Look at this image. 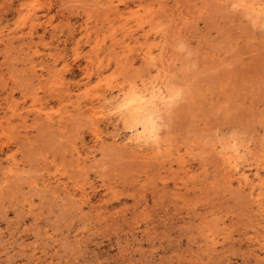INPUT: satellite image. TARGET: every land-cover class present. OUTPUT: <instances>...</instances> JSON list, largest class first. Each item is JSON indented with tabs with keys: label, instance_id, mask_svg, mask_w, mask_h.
Listing matches in <instances>:
<instances>
[{
	"label": "rangeland",
	"instance_id": "374dc122",
	"mask_svg": "<svg viewBox=\"0 0 264 264\" xmlns=\"http://www.w3.org/2000/svg\"><path fill=\"white\" fill-rule=\"evenodd\" d=\"M246 5L0 0V264H264V18ZM152 87L173 100L136 143L111 103Z\"/></svg>",
	"mask_w": 264,
	"mask_h": 264
},
{
	"label": "bare ground",
	"instance_id": "6f19581e",
	"mask_svg": "<svg viewBox=\"0 0 264 264\" xmlns=\"http://www.w3.org/2000/svg\"><path fill=\"white\" fill-rule=\"evenodd\" d=\"M246 6L252 13L264 18V0H247ZM170 95L172 96V93ZM170 97L160 89L152 87L151 89L139 90L134 96H123L115 103H111V107L119 113L123 120L132 121L135 122L136 126L138 125L132 140L140 143L149 139L156 140L157 122L155 119L157 115L159 116L158 113L161 115L160 111L164 105L171 104L173 99L170 100ZM225 161L229 168H234L237 164L236 155H229ZM243 179L247 181V176H244Z\"/></svg>",
	"mask_w": 264,
	"mask_h": 264
}]
</instances>
